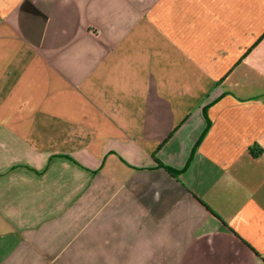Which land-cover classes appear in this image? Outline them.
<instances>
[{
	"label": "crops",
	"instance_id": "obj_1",
	"mask_svg": "<svg viewBox=\"0 0 264 264\" xmlns=\"http://www.w3.org/2000/svg\"><path fill=\"white\" fill-rule=\"evenodd\" d=\"M0 264H264V0H0Z\"/></svg>",
	"mask_w": 264,
	"mask_h": 264
},
{
	"label": "trees",
	"instance_id": "obj_2",
	"mask_svg": "<svg viewBox=\"0 0 264 264\" xmlns=\"http://www.w3.org/2000/svg\"><path fill=\"white\" fill-rule=\"evenodd\" d=\"M250 153H251L253 156L255 155L253 150H251ZM166 170H167L170 174H172V175H176V174H177L175 171H173V170H171V169L166 168Z\"/></svg>",
	"mask_w": 264,
	"mask_h": 264
}]
</instances>
